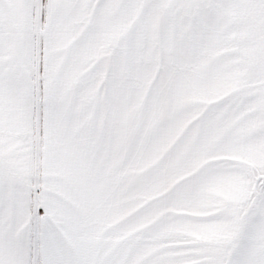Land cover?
I'll use <instances>...</instances> for the list:
<instances>
[{
    "label": "snow or ice",
    "instance_id": "snow-or-ice-1",
    "mask_svg": "<svg viewBox=\"0 0 264 264\" xmlns=\"http://www.w3.org/2000/svg\"><path fill=\"white\" fill-rule=\"evenodd\" d=\"M0 264H264V0H0Z\"/></svg>",
    "mask_w": 264,
    "mask_h": 264
}]
</instances>
